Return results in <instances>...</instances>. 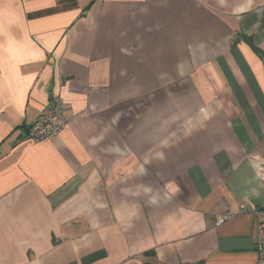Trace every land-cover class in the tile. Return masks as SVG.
<instances>
[{
  "label": "crops",
  "instance_id": "0c3cea01",
  "mask_svg": "<svg viewBox=\"0 0 264 264\" xmlns=\"http://www.w3.org/2000/svg\"><path fill=\"white\" fill-rule=\"evenodd\" d=\"M263 20L264 0H0V264H256ZM55 97L63 132L27 138Z\"/></svg>",
  "mask_w": 264,
  "mask_h": 264
},
{
  "label": "built area",
  "instance_id": "2783aa9c",
  "mask_svg": "<svg viewBox=\"0 0 264 264\" xmlns=\"http://www.w3.org/2000/svg\"><path fill=\"white\" fill-rule=\"evenodd\" d=\"M66 127L65 108L59 97L53 98L38 115L35 122L26 130L27 138L36 142H45L59 136ZM259 179L264 189V164L259 170ZM246 211L245 207L241 212ZM233 212H228L226 218H231ZM257 231L259 235V257L256 264H264V206L256 212ZM225 219V218H224Z\"/></svg>",
  "mask_w": 264,
  "mask_h": 264
},
{
  "label": "trees",
  "instance_id": "16d2710c",
  "mask_svg": "<svg viewBox=\"0 0 264 264\" xmlns=\"http://www.w3.org/2000/svg\"><path fill=\"white\" fill-rule=\"evenodd\" d=\"M263 22H264V20H263Z\"/></svg>",
  "mask_w": 264,
  "mask_h": 264
}]
</instances>
